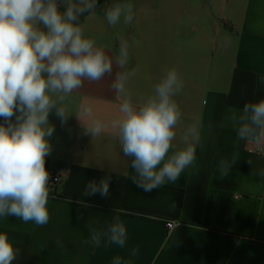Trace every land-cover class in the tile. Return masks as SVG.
<instances>
[{
	"label": "crops",
	"instance_id": "0c3cea01",
	"mask_svg": "<svg viewBox=\"0 0 264 264\" xmlns=\"http://www.w3.org/2000/svg\"><path fill=\"white\" fill-rule=\"evenodd\" d=\"M121 2H105L94 16L81 17L85 36L113 59L120 40L132 45L124 70H137L127 85L133 103L150 95L168 69H177L184 84L175 97L182 123L171 151L184 146L180 133L198 116L196 160L174 184L145 192L131 179L132 158L123 155L113 131L85 134L86 120L78 119L85 107L104 121L119 114L114 63L111 75L85 80L64 101L66 120L50 111L46 168L60 181L48 186L47 224L0 217V233L16 250L12 264H115L117 257L120 264H264V156L238 141L225 119L264 99V0H131L134 20L109 25L106 9ZM222 160L230 167L223 178ZM106 176L107 198L82 195L89 181ZM116 221L127 230L123 247L106 239L85 243L90 229L104 232ZM166 221L179 226L167 233Z\"/></svg>",
	"mask_w": 264,
	"mask_h": 264
},
{
	"label": "clouds",
	"instance_id": "9594fccd",
	"mask_svg": "<svg viewBox=\"0 0 264 264\" xmlns=\"http://www.w3.org/2000/svg\"><path fill=\"white\" fill-rule=\"evenodd\" d=\"M0 0V217L14 216L38 226L49 220V172L46 157L54 128L49 113L66 120L62 106L85 80L98 82L111 75L113 64L119 71L111 83L121 100L119 114L108 121L96 118L85 107L78 119L84 132L98 137L106 130L119 138L125 157H131L133 182L145 192L174 184L182 172L196 160L201 142L202 122L197 116L180 133L183 147L171 151L182 111L175 97L183 87L176 68H170L154 84L152 93L133 103L127 85L137 73L124 70L132 45L120 40L118 55L110 58L96 41L85 36L81 16H94L98 0ZM137 11L131 0L116 3L105 11L109 25L121 19L130 24ZM119 39V37H118ZM138 44V41H133ZM264 85V76L259 78ZM13 117L15 118L13 120ZM226 121L238 141L250 146L253 154L264 156V99L245 103L241 111H232ZM223 126V125H222ZM235 159V158H233ZM230 170L220 162L221 177ZM264 175V171L260 173ZM110 176L89 181L82 193L90 197L110 195ZM85 243L100 245L103 240L123 247L127 230L123 222L111 223L104 232L90 229ZM16 250L6 233H0V264H12ZM115 264H120L117 257Z\"/></svg>",
	"mask_w": 264,
	"mask_h": 264
},
{
	"label": "built area",
	"instance_id": "2783aa9c",
	"mask_svg": "<svg viewBox=\"0 0 264 264\" xmlns=\"http://www.w3.org/2000/svg\"><path fill=\"white\" fill-rule=\"evenodd\" d=\"M59 181L60 180L57 176H50L48 186H50V187L55 186ZM178 226H179V223L177 221H166L165 222V227H166L167 233H172Z\"/></svg>",
	"mask_w": 264,
	"mask_h": 264
},
{
	"label": "trees",
	"instance_id": "16d2710c",
	"mask_svg": "<svg viewBox=\"0 0 264 264\" xmlns=\"http://www.w3.org/2000/svg\"><path fill=\"white\" fill-rule=\"evenodd\" d=\"M109 1H111V0H98V6H97V8L99 7V6H101L102 4H104L105 2H109ZM97 8H96V10H97ZM61 10H63V8H61ZM95 10V11H96ZM81 17H83V16H81Z\"/></svg>",
	"mask_w": 264,
	"mask_h": 264
},
{
	"label": "rangeland",
	"instance_id": "374dc122",
	"mask_svg": "<svg viewBox=\"0 0 264 264\" xmlns=\"http://www.w3.org/2000/svg\"><path fill=\"white\" fill-rule=\"evenodd\" d=\"M58 4L60 5V7H61V8H63V5H62V4H60V0H58Z\"/></svg>",
	"mask_w": 264,
	"mask_h": 264
}]
</instances>
